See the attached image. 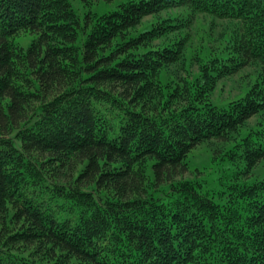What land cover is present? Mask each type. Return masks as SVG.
Segmentation results:
<instances>
[{
    "label": "trees",
    "instance_id": "obj_1",
    "mask_svg": "<svg viewBox=\"0 0 264 264\" xmlns=\"http://www.w3.org/2000/svg\"><path fill=\"white\" fill-rule=\"evenodd\" d=\"M199 16L225 44L193 48ZM252 118L216 200L187 157ZM263 161L264 0H0V264H264V178L242 181Z\"/></svg>",
    "mask_w": 264,
    "mask_h": 264
},
{
    "label": "rangeland",
    "instance_id": "obj_2",
    "mask_svg": "<svg viewBox=\"0 0 264 264\" xmlns=\"http://www.w3.org/2000/svg\"><path fill=\"white\" fill-rule=\"evenodd\" d=\"M73 7L77 10V12L84 16L89 9H92L96 12H102L114 6L118 0H110L107 3L105 1H96L89 5L85 0H70ZM168 13L177 14L181 13L183 15L187 14V11L184 9H178L171 12H164L162 15H166ZM152 17L146 19L142 24H146V22L152 20ZM212 20V21H211ZM210 17L199 16L194 20V24L191 27V33L193 38V48L202 42L205 46L210 45H221L225 44V39L220 38L219 40H215L218 35L222 32L224 27L227 25L225 21H216L214 22ZM142 24L138 27V30H142L144 25ZM209 26L212 27V31L208 32L207 29ZM33 39V35L29 33L21 34L17 36L16 40L19 45L27 47L31 40ZM214 40V41H213ZM207 49V48H205ZM204 50V49H203ZM219 52L218 50L212 51V54ZM200 55L203 57H207L208 51L204 50L200 52ZM250 74V75H249ZM248 75V76H247ZM256 67L250 66L247 67L244 71H240L235 75L231 76L228 79L221 80L216 89L213 91L212 100L218 106H224L231 99L238 98L245 94L246 90L249 88L252 81L256 79ZM164 80L166 78L163 77ZM256 118H252L248 123L247 127H244L241 131V135L236 139L227 143L223 142H204L201 145L197 146L187 157L190 174L188 173L186 177L196 178L198 181L203 183L204 191H210L213 193V197L216 200H220V192L225 190L224 183H227L231 177L238 172L239 170L245 167V161L241 157L236 158H228L225 155L228 148H230L233 144H235L238 140L241 139V136H245L250 127L256 124ZM264 178V161L257 165L252 173L244 177L242 181L254 182L258 179ZM224 196V194H223Z\"/></svg>",
    "mask_w": 264,
    "mask_h": 264
}]
</instances>
